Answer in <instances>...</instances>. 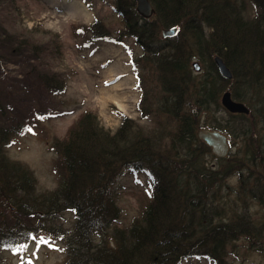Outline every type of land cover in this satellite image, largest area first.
<instances>
[{
	"label": "trees",
	"instance_id": "trees-1",
	"mask_svg": "<svg viewBox=\"0 0 264 264\" xmlns=\"http://www.w3.org/2000/svg\"><path fill=\"white\" fill-rule=\"evenodd\" d=\"M113 1V10L123 21L121 34L141 47L161 93L145 105L150 91L144 88L140 114L164 115L172 130L164 142V130L146 134L124 118L111 133L87 113L64 141L54 145L60 180L54 190L40 194L31 172L10 161L4 149L25 130L30 117L46 114L42 101L46 94L40 95L42 99L31 94L17 97L0 80V208L4 204L6 211L0 213V248L57 232L65 241L64 264H179L194 256L228 264L226 249L234 240L243 239L250 247L264 240V147L249 143L251 110L246 115L226 112L225 125L215 121L205 125L202 118L211 103L218 105L224 89L242 102L245 85L262 83L264 0H250L253 14L245 13L242 0H149L154 7L149 20L136 13L135 0ZM171 27H177L176 35L161 38V29ZM94 35L108 38L105 29H96ZM16 39L0 23V64L8 58L35 60L37 53L25 56ZM214 55L230 69L231 79L219 75ZM193 58L203 63L201 74L192 72ZM27 74L34 82L27 81L26 88L42 86L51 95L60 92L58 80L48 73L32 67ZM261 106L257 114L264 119V99ZM233 122L242 124L241 135L235 133ZM200 126L224 132L230 139L242 136L243 144L252 147L250 155L245 154L247 161L237 162L236 168L229 158H216L211 164L206 160L210 150L197 138ZM132 163L147 168L149 200L128 228L110 230L120 212L114 184ZM231 176L237 177L234 187L226 183ZM251 203L263 210L261 217ZM63 211L74 219L68 232L50 222Z\"/></svg>",
	"mask_w": 264,
	"mask_h": 264
},
{
	"label": "rangeland",
	"instance_id": "rangeland-1",
	"mask_svg": "<svg viewBox=\"0 0 264 264\" xmlns=\"http://www.w3.org/2000/svg\"><path fill=\"white\" fill-rule=\"evenodd\" d=\"M82 4L88 13L87 18L71 13L73 2ZM113 0H0V23L7 33L21 41L25 56L37 53L35 60L29 62L8 58L0 64L1 83L7 85L9 91L19 96L31 94L32 97L45 95L42 100L46 104L45 115L30 117L26 128L19 135L13 136L4 151L10 161L26 167L35 181L36 191L40 194L54 190L60 180L59 154L55 149L56 142L67 138L69 130L89 113L96 117L104 130L113 133L124 118H130L143 133L151 134L157 129L164 130L162 139L166 142L167 132L172 130V123L164 115L140 114L143 89H149V99L155 102L161 93L155 82V75L143 59V50L133 38L121 34L122 18L113 10ZM246 14L252 12L250 0H242ZM96 29H105L108 38L97 39ZM24 41V42H23ZM34 46L35 49H34ZM192 61H198L200 71L195 72ZM203 63L193 58L190 61L192 72L201 74ZM34 67L51 75L57 81L60 92L45 93L42 86L26 88L31 79L29 69ZM207 68V67H205ZM50 80V79H49ZM261 84L253 81L245 85L241 91L242 103L250 112L252 147H264V123L257 114L264 97V78ZM14 85V86H11ZM256 85V86H255ZM15 89H14V88ZM14 89V90H13ZM210 104L203 121L211 124H226L225 108L220 103ZM20 93V94H19ZM40 99L42 97L40 96ZM36 105V104H35ZM33 105V106H35ZM143 106V105H142ZM139 107V109H138ZM264 120V119H262ZM235 133L241 135L238 127L241 123L233 122ZM199 128H206L200 126ZM198 128V129H199ZM249 135V136H250ZM239 136L230 139V152L226 158L237 162L247 161L245 154L250 155V147L243 144ZM245 147V148H244ZM206 160L215 164L217 159L211 153ZM225 163L226 165L230 164ZM209 163V164H210ZM225 166V165H224ZM231 187L237 185V177L227 179ZM150 177L146 166L130 164L124 167L114 184L119 217L112 224L114 228H128L141 214L149 200ZM3 202H0L2 205ZM261 217L263 210L251 203ZM0 213L6 214L5 206ZM259 218V217H258ZM71 212L63 211L50 220L52 225L63 231H70L73 224ZM48 222V223H50ZM111 232V231H109ZM43 243H40V240ZM94 240L99 241L96 236ZM108 241L111 237L108 236ZM26 244V250L16 249ZM66 256L63 234L57 232L39 233L25 242L13 244L11 247L0 248V264H64ZM225 263L228 264H264V240L261 245L250 247L243 239L234 240L226 249ZM179 264H214L204 257H189Z\"/></svg>",
	"mask_w": 264,
	"mask_h": 264
},
{
	"label": "water",
	"instance_id": "water-1",
	"mask_svg": "<svg viewBox=\"0 0 264 264\" xmlns=\"http://www.w3.org/2000/svg\"><path fill=\"white\" fill-rule=\"evenodd\" d=\"M135 11L143 19L149 20L154 14V7L149 0H135ZM177 30V27L163 28L160 31L161 37H173L176 35ZM212 61L223 79H231L232 73L220 56L214 55ZM191 65L195 72L200 71L201 68L198 61H193ZM220 103L228 113L244 115L249 113V109L242 102L232 98L229 90L221 94ZM196 134L198 140L207 147L216 158L225 159L228 156L230 152L229 135L210 128H199Z\"/></svg>",
	"mask_w": 264,
	"mask_h": 264
},
{
	"label": "bare ground",
	"instance_id": "bare-ground-1",
	"mask_svg": "<svg viewBox=\"0 0 264 264\" xmlns=\"http://www.w3.org/2000/svg\"><path fill=\"white\" fill-rule=\"evenodd\" d=\"M73 2V1H72ZM73 8L71 9V13H73L74 15H79V16H83L84 18H87L88 13L86 12V10L83 8L82 4L75 1L73 2ZM160 36H161V32H160ZM174 37V36H173ZM162 38V37H161ZM167 38H171V37H167ZM193 62V61H192ZM228 80V79H226Z\"/></svg>",
	"mask_w": 264,
	"mask_h": 264
},
{
	"label": "snow or ice",
	"instance_id": "snow-or-ice-1",
	"mask_svg": "<svg viewBox=\"0 0 264 264\" xmlns=\"http://www.w3.org/2000/svg\"><path fill=\"white\" fill-rule=\"evenodd\" d=\"M44 241L41 239L40 240V243H43ZM26 248H27V245L26 244H22V245H20L17 249H16V251L17 252H19V251H23V250H26Z\"/></svg>",
	"mask_w": 264,
	"mask_h": 264
}]
</instances>
